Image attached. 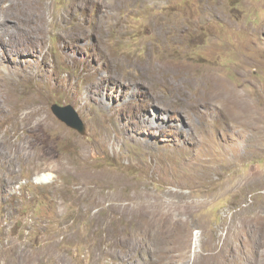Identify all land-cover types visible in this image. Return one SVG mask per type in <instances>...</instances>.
<instances>
[{"label": "rangeland", "instance_id": "obj_1", "mask_svg": "<svg viewBox=\"0 0 264 264\" xmlns=\"http://www.w3.org/2000/svg\"><path fill=\"white\" fill-rule=\"evenodd\" d=\"M3 91L0 264H264V0H0Z\"/></svg>", "mask_w": 264, "mask_h": 264}, {"label": "water", "instance_id": "obj_2", "mask_svg": "<svg viewBox=\"0 0 264 264\" xmlns=\"http://www.w3.org/2000/svg\"><path fill=\"white\" fill-rule=\"evenodd\" d=\"M51 111L59 120L64 122L67 126L76 129L81 134H84V123L72 105H60L58 103H53L51 105Z\"/></svg>", "mask_w": 264, "mask_h": 264}, {"label": "bare ground", "instance_id": "obj_3", "mask_svg": "<svg viewBox=\"0 0 264 264\" xmlns=\"http://www.w3.org/2000/svg\"><path fill=\"white\" fill-rule=\"evenodd\" d=\"M6 91V90H5ZM219 91V90H218ZM229 96H230V99H229V102H231V101H233V103H235L236 102V100H237V96H236V94H235V92L234 91H231V92H229ZM206 97V96H205ZM215 97V96H214ZM194 102V101H193ZM8 107H9V95H8V93H6V92H4L3 91V96L1 97V99H0V113L1 112H6L7 110H8ZM140 124V123H139ZM39 178L41 179V180H46L47 179V176H45V175H41V176H39ZM131 199H133V198H131ZM142 201V200H141ZM146 204V203H145ZM145 204H144V206H145ZM149 204V203H148ZM132 205V204H131ZM135 205V204H134ZM113 206V205H112ZM119 206V205H118ZM153 206H154V204H153ZM111 207V206H110ZM117 207V206H116ZM131 207V206H130ZM122 208V207H121ZM125 208V207H124ZM141 208H142V206H141ZM130 209V208H129ZM125 210V209H124ZM136 210V209H135ZM139 210V209H138ZM140 210H142V209H140ZM145 210V209H144ZM158 210L159 209H156V212H158ZM127 211V210H126ZM133 211V210H132ZM149 212H147V213H149L148 215H150V216H154V215H156V214H158L159 215V217L160 218H163L165 215V212H162L161 210V213H156L155 211H153L152 209L150 210H148ZM123 212V211H122ZM143 212V211H142ZM146 212V211H145ZM170 212V211H169ZM136 213V212H135ZM168 213V212H167ZM170 215V214H169ZM170 218V217H169ZM155 219V218H154ZM155 225V224H154ZM159 230H160V228H159ZM154 233V232H153ZM152 238H154V237H152ZM156 242V241H155ZM164 242V241H163Z\"/></svg>", "mask_w": 264, "mask_h": 264}]
</instances>
